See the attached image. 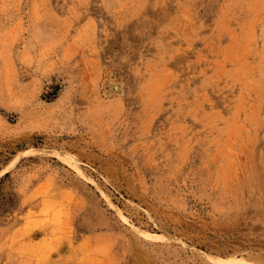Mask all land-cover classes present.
Instances as JSON below:
<instances>
[{
	"label": "rangeland",
	"instance_id": "obj_1",
	"mask_svg": "<svg viewBox=\"0 0 264 264\" xmlns=\"http://www.w3.org/2000/svg\"><path fill=\"white\" fill-rule=\"evenodd\" d=\"M0 264H264V0H0Z\"/></svg>",
	"mask_w": 264,
	"mask_h": 264
}]
</instances>
